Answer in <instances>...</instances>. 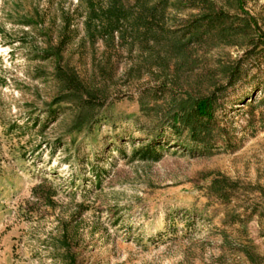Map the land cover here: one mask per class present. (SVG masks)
<instances>
[{
  "label": "rangeland",
  "instance_id": "obj_1",
  "mask_svg": "<svg viewBox=\"0 0 264 264\" xmlns=\"http://www.w3.org/2000/svg\"><path fill=\"white\" fill-rule=\"evenodd\" d=\"M209 1L264 33V0ZM122 4L92 43L80 0H0V264H264V48L191 36L206 6ZM186 94L216 98L209 150L160 121Z\"/></svg>",
  "mask_w": 264,
  "mask_h": 264
},
{
  "label": "trees",
  "instance_id": "obj_2",
  "mask_svg": "<svg viewBox=\"0 0 264 264\" xmlns=\"http://www.w3.org/2000/svg\"><path fill=\"white\" fill-rule=\"evenodd\" d=\"M183 7H200L206 6V9H213L214 5L209 0H181ZM80 6L84 13V29L87 39L94 43L98 39L112 37L115 32L119 30L123 22L127 21L125 8L122 0H80ZM202 21H207L202 25ZM71 24V16H65V31L61 37L59 45L55 47L54 56L59 58L60 50L71 39V31L69 29ZM139 24H144L139 22ZM253 21L250 17L243 14L242 16L230 15L222 11H214L208 13L196 21H192L190 28V35L198 41L202 34H211L216 37L219 42L226 45H235L236 38H245V46L253 49L262 46L264 48V33H251V26ZM206 27V30L201 33L200 30ZM217 30V31H216ZM48 54V53H47ZM51 56V55H50ZM49 57V56H47ZM238 80L237 69L229 68L227 71V85L232 86ZM156 100V99H154ZM250 102H254L250 98ZM264 102V99H262ZM252 106V105H251ZM216 98L213 95L194 97L192 95H185V97L174 100L173 105L167 109L164 114H161L160 121L165 120L167 127L171 131V136L175 139H180L185 136L188 140L201 147L204 150L213 148L215 143H212V138L220 137L221 129L216 126ZM217 133L215 135L213 132ZM160 135H154L143 146L145 150L146 159L151 161H158L162 156V150L168 148L170 139H160ZM186 147L182 141L178 146ZM224 181H214L213 185L223 183ZM224 189L220 188V197H225ZM67 240L62 239L59 247L65 248ZM67 246V245H66ZM69 261L72 262L69 250Z\"/></svg>",
  "mask_w": 264,
  "mask_h": 264
}]
</instances>
